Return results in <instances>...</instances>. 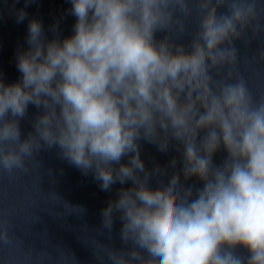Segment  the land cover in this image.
I'll return each instance as SVG.
<instances>
[{"label": "clouds", "instance_id": "1", "mask_svg": "<svg viewBox=\"0 0 264 264\" xmlns=\"http://www.w3.org/2000/svg\"><path fill=\"white\" fill-rule=\"evenodd\" d=\"M70 3L73 34L61 39L57 23L49 40L31 19L28 48L16 57L20 80L0 78V172L27 171L42 149L57 147L102 191L131 182L101 211L109 234L115 214L122 224L124 247L107 250L109 264H264V97L237 71V41L247 48L258 38L264 0ZM26 18L16 11L17 23ZM30 104L42 114L22 139ZM141 141L160 152L175 142L182 167L166 184L152 188L150 180L177 160L147 169ZM11 242L0 222V244Z\"/></svg>", "mask_w": 264, "mask_h": 264}, {"label": "water", "instance_id": "2", "mask_svg": "<svg viewBox=\"0 0 264 264\" xmlns=\"http://www.w3.org/2000/svg\"><path fill=\"white\" fill-rule=\"evenodd\" d=\"M19 9L27 12L22 23L16 19ZM70 9V0H34L27 7L25 0H0V78L4 83L12 84L21 78L16 57L19 51L28 48L29 21H41L49 40L53 38L51 26L58 23L63 39L73 34L76 22ZM260 22L262 30L258 38L251 40L249 33V47L237 41L240 49L237 71L257 100L264 97V61L259 59L264 51V14ZM197 24L194 13L187 22L185 43L191 39ZM37 114H42V110L30 104L27 116L20 120L22 139L34 131L33 119ZM174 145L175 142L167 152H160L154 144L141 141V159L147 169L157 164L167 167L173 158L178 162L176 169L168 167L167 175L153 176L150 187L156 188L158 181L166 184L173 171H180L181 153ZM58 152L57 147L42 149L34 160L27 162V171L18 169L12 175L0 172V222H6L12 237L10 244H0V264H109L107 250L124 247L119 238L122 226L119 214H115L109 234L103 227L101 211L109 201L118 198L121 187H130L131 182L125 185L117 182L111 191H102L93 173L84 175L61 159ZM225 156L223 150L216 153L214 163L219 165ZM127 161L128 157H124L121 162ZM181 181L186 186L201 185L195 177L184 181L181 175ZM238 251L247 255L243 249ZM61 256L65 259L61 260ZM97 256H103L104 260H98Z\"/></svg>", "mask_w": 264, "mask_h": 264}]
</instances>
